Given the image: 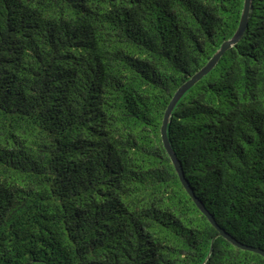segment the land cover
Wrapping results in <instances>:
<instances>
[{
  "label": "trees",
  "instance_id": "16d2710c",
  "mask_svg": "<svg viewBox=\"0 0 264 264\" xmlns=\"http://www.w3.org/2000/svg\"><path fill=\"white\" fill-rule=\"evenodd\" d=\"M243 0H0V264H264L184 190L163 113ZM166 135L217 225L264 250V0Z\"/></svg>",
  "mask_w": 264,
  "mask_h": 264
},
{
  "label": "water",
  "instance_id": "95a60500",
  "mask_svg": "<svg viewBox=\"0 0 264 264\" xmlns=\"http://www.w3.org/2000/svg\"><path fill=\"white\" fill-rule=\"evenodd\" d=\"M250 5H251V0H243V8H242V12H241L240 19H239V24H238L237 29H236L235 33L233 34V36L230 39L224 41L220 45L219 49L205 63V65L201 69H199L193 76H191L185 83H183L175 91V93L173 94L171 100L169 101V103H168V105H167V107L163 113L162 122H161V126H160V139L162 142V146L165 150V153H166L167 157L169 158V160H170V162H171V164H172V166H173L184 190L186 191L188 196L192 199V201L195 204V206L197 207V209L205 216L207 221L217 230V235L223 237L228 242H230L231 244H233L234 246H236L238 248L253 251V252L259 254L260 256H262L264 258V250L259 249V248L244 246V245L238 243L237 241H235L229 234H227L225 231H223L217 225L213 216L194 197L193 193L188 188V186H187V184L183 178V174L181 172V168H180L178 159H177L175 153L173 152V150L171 149L169 141L167 139V135H166V125L168 122V117H169V114H170L172 108L174 107L175 103L177 102V100L184 94V92L186 90H188L199 79H201L204 75H206L216 65V63L218 62L219 58L223 55V53L226 50H228L229 48H231L242 36V33H243L245 26H246V21H247V16H248V12L250 9Z\"/></svg>",
  "mask_w": 264,
  "mask_h": 264
}]
</instances>
